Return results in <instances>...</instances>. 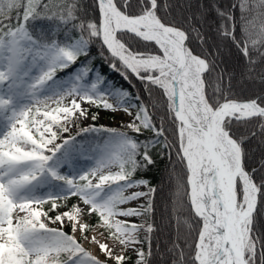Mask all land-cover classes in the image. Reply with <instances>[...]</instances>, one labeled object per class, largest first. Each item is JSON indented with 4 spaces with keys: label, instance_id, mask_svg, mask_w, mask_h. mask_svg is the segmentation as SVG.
Wrapping results in <instances>:
<instances>
[{
    "label": "snow or ice",
    "instance_id": "1",
    "mask_svg": "<svg viewBox=\"0 0 264 264\" xmlns=\"http://www.w3.org/2000/svg\"><path fill=\"white\" fill-rule=\"evenodd\" d=\"M192 7L0 0V264H264V0ZM93 44L149 101L161 91L159 123L155 102L93 75ZM238 77L262 87L243 98ZM100 110L123 113L124 130L97 127ZM253 142L261 159L250 165ZM154 149L185 170L172 213L191 244L153 250L159 189L135 177Z\"/></svg>",
    "mask_w": 264,
    "mask_h": 264
},
{
    "label": "trees",
    "instance_id": "2",
    "mask_svg": "<svg viewBox=\"0 0 264 264\" xmlns=\"http://www.w3.org/2000/svg\"><path fill=\"white\" fill-rule=\"evenodd\" d=\"M89 4H91V0H87ZM218 4L220 7H225L232 3V0H210L206 2L205 0H191V3L194 6L196 4H204L205 6H209L212 3ZM173 3L179 4L181 0H173ZM91 14V8L89 9ZM239 13L237 12V15ZM173 15L177 16L179 19L181 15H187L186 12L181 13L180 9H174ZM217 19L215 17L214 12H209L207 15V21L204 25V31L208 32L209 35H213V31H210L209 26H213L217 23ZM194 50L197 49V42H194L192 45ZM105 55H107L105 49ZM90 58H91V66L94 68V72L100 73L102 76L106 78L107 81H110L114 87L124 88L129 90L133 95L139 94L143 97L146 103L155 102L157 104V108L154 110L153 115L156 119V122L159 123L160 118L166 115V99L162 96L160 90H155L152 93V101H149L148 94L144 91V85L135 77H132L130 81L124 80L119 72L113 71L109 68L108 63L105 62L103 58L100 56V46L98 44H93L90 46ZM84 60V57L80 58ZM79 64V61L77 62ZM242 61L239 62V66H237V60L235 56L229 60V65L236 66L237 68L242 67ZM72 69L65 70L64 72H58V77L65 76ZM237 92L243 88V98H247L248 96L254 95L257 90H259L262 86L257 81L256 83L251 82H243L240 83L237 80ZM150 111H153L150 107ZM167 127V124L165 125ZM152 134L145 132V137H150ZM169 139H173L171 130L167 132ZM79 139V138H78ZM247 149L250 150L249 154L251 156V160L249 161L250 165H255L257 161L261 159V148L258 146L256 142L252 144L245 145ZM153 159L155 160V164L150 166L147 170L138 172L135 178H143L150 182L151 185L156 186L159 191L156 194V213H155V222L159 228V231L153 236V250H155L157 243L163 249L165 246H170V242L176 240L179 237V242L181 244H191L194 236L190 234L183 224L177 229L176 220L173 217L172 213V200L173 193L176 190V185L180 181L186 182V173L183 166L178 162L175 152L171 153V159L169 158V154L165 153L163 155H158L157 150H153L152 152ZM171 177V179H170ZM186 202V197H181ZM75 198H71L68 203L71 205L74 202ZM181 218H187L190 213L185 206L180 210ZM260 223H264V218L261 219ZM187 252V247L185 248Z\"/></svg>",
    "mask_w": 264,
    "mask_h": 264
},
{
    "label": "rangeland",
    "instance_id": "3",
    "mask_svg": "<svg viewBox=\"0 0 264 264\" xmlns=\"http://www.w3.org/2000/svg\"><path fill=\"white\" fill-rule=\"evenodd\" d=\"M205 1L206 2H209L210 0H205ZM187 2H188V0H181V3H179V4L187 3ZM196 5H198V3ZM191 11L192 12H195L196 11V6L192 7L191 8ZM185 12L188 14L187 11H185ZM233 65L232 66L229 65V66L230 67H236V66H233ZM239 67H240V65H239ZM74 70H75V66L72 68V71H74ZM240 70H241V68H237L236 67L237 73H239ZM94 74L95 73H93V75ZM238 81L240 83H243L244 82V81H240L239 80V77H238ZM93 111H96V110L93 109ZM126 120H127V117H125L123 115V113H120V112L113 113V112H110V111L100 110L99 117H98L97 121H95V125L97 127H99L100 125H104L106 127L117 128V129H120V130H124L122 128V123L123 122H126ZM91 123H93L91 120H87V121H84V123L81 126H87L88 124H91ZM73 134H75V130H73ZM141 190H146V189H141ZM73 203H76V199L74 200ZM51 226H55V225H51ZM65 231H70V229H67L66 228ZM86 247H91V246L90 245H86ZM129 264H132V262L130 261Z\"/></svg>",
    "mask_w": 264,
    "mask_h": 264
}]
</instances>
